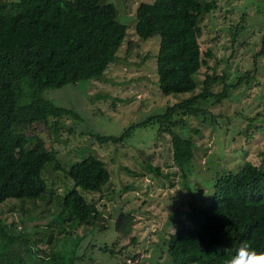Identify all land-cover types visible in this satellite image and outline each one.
<instances>
[{
  "label": "trees",
  "instance_id": "16d2710c",
  "mask_svg": "<svg viewBox=\"0 0 264 264\" xmlns=\"http://www.w3.org/2000/svg\"><path fill=\"white\" fill-rule=\"evenodd\" d=\"M215 7V0L138 1L134 32L140 38L159 35L154 66L161 94L195 88L192 75L202 61L199 22L203 14ZM125 33V23L117 19L116 9L108 0H0V204L15 198L22 206L26 199L34 201L53 194V189H46L41 171L46 164L59 167L51 135L59 134L60 125L54 119L78 114L44 97L43 91L64 85L70 90L78 82L101 78L106 66L118 58L117 50ZM262 50L261 46L258 53ZM218 78L222 76L206 73L198 92L166 104L160 112H152L136 123L157 122L159 132L169 136L171 159L180 167L193 154L192 138L184 132L181 119L204 115L208 110L201 106L203 100L226 96V82L220 90H211ZM209 119L215 120V116L210 115ZM253 119L242 131L233 128L248 136V129L257 128L250 123ZM133 125L126 126L118 135L92 136L101 143L115 142L128 134ZM176 127L183 130L182 135ZM42 131L45 137L40 134ZM259 155L258 164L245 159L236 169L218 171L207 203L189 202L184 216L176 219L177 226L163 241L169 264H226L244 242L264 252V146ZM67 165L62 170L64 176L82 190L98 192L108 179L104 162L93 154ZM152 170L157 172L156 167ZM74 186L56 195L59 208L54 214L42 215L53 214L43 226L51 228L55 224L65 238L76 231L75 225L107 217ZM131 218L128 212L120 211L115 227L125 232ZM30 229L36 230H25L22 223L0 217V264L81 261L83 254H78V247L83 235L75 236L67 256L60 250L65 238L55 236L54 246L39 250ZM101 248L98 247L103 251Z\"/></svg>",
  "mask_w": 264,
  "mask_h": 264
},
{
  "label": "rangeland",
  "instance_id": "374dc122",
  "mask_svg": "<svg viewBox=\"0 0 264 264\" xmlns=\"http://www.w3.org/2000/svg\"><path fill=\"white\" fill-rule=\"evenodd\" d=\"M108 1L113 3L117 19L126 25L118 58L106 66L101 78L78 82L70 90L66 85L49 88L42 94L78 114L54 119L60 125L59 134L51 135L59 167L46 164L41 171L46 189H53V194L34 201L26 199L22 206L15 198H8L0 204V217L22 223L25 230L35 228L28 231L39 250L54 246L55 236L64 240L65 233L57 231L55 224L51 228L43 225L59 208L56 195L74 186L62 170L69 161L90 153L102 159L108 179L98 192L74 187L91 198L107 217L75 225L76 231L65 238L60 250L69 256L75 236L83 235L78 247V254L83 255L76 264H169L163 241L177 226L176 219L184 216L189 202H208L214 175L221 169H236L245 159L258 164L261 159L264 0H215L216 7L203 14L199 22L202 61L192 75L196 86L192 91L170 94H161L156 83L154 56L159 35L140 38L134 32V9L140 0ZM261 46L263 50L258 53ZM206 73L221 75L211 84V90H220L226 82L227 94L219 100H203L200 104L208 110L204 115L182 117L184 132L193 141V154L180 167L171 159L169 136L159 132L158 123H136L152 112H160L166 104L198 92ZM210 115L217 121H211ZM250 118H254L250 123L257 127L255 130L248 129V136L235 131L233 126L242 131ZM131 124L128 134L115 142L101 143L92 136L118 135ZM176 129L182 135L183 130ZM40 134L45 137L44 131ZM120 211L132 215L125 232L115 227ZM47 212L53 214L42 216Z\"/></svg>",
  "mask_w": 264,
  "mask_h": 264
},
{
  "label": "clouds",
  "instance_id": "9594fccd",
  "mask_svg": "<svg viewBox=\"0 0 264 264\" xmlns=\"http://www.w3.org/2000/svg\"><path fill=\"white\" fill-rule=\"evenodd\" d=\"M226 264H264V252H258L244 242Z\"/></svg>",
  "mask_w": 264,
  "mask_h": 264
}]
</instances>
